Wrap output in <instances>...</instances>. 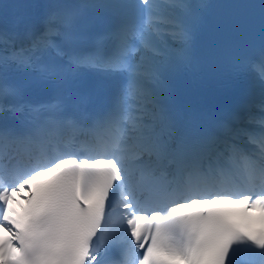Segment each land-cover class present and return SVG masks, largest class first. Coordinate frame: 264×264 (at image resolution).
<instances>
[{
  "label": "snow or ice",
  "instance_id": "1",
  "mask_svg": "<svg viewBox=\"0 0 264 264\" xmlns=\"http://www.w3.org/2000/svg\"><path fill=\"white\" fill-rule=\"evenodd\" d=\"M27 7L0 31V264H264V0L259 57L230 60L259 109L212 121L169 86L208 5Z\"/></svg>",
  "mask_w": 264,
  "mask_h": 264
},
{
  "label": "bare ground",
  "instance_id": "2",
  "mask_svg": "<svg viewBox=\"0 0 264 264\" xmlns=\"http://www.w3.org/2000/svg\"><path fill=\"white\" fill-rule=\"evenodd\" d=\"M27 1H29L32 4H34V3L38 2L39 0H27Z\"/></svg>",
  "mask_w": 264,
  "mask_h": 264
}]
</instances>
